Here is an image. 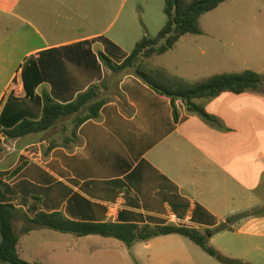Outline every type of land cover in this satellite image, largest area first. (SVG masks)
I'll return each mask as SVG.
<instances>
[{"label": "crops", "instance_id": "0c3cea01", "mask_svg": "<svg viewBox=\"0 0 264 264\" xmlns=\"http://www.w3.org/2000/svg\"><path fill=\"white\" fill-rule=\"evenodd\" d=\"M73 1L0 0V204L30 219L60 213L76 222L187 227L223 255L264 264V88L197 100L217 124L180 101L174 120L169 98L102 64L100 53L116 64L129 54L117 37L106 36L110 26L100 23L98 0ZM89 10L98 14L92 20ZM153 68L191 81L177 64ZM246 70L264 75V67ZM106 77L116 95L97 119L78 127L72 142L62 143V129L55 133L70 120L40 136L6 138L22 120L40 119L43 94L67 104ZM53 140L57 146L48 150ZM23 216L13 228L19 257L31 264H220L175 234L127 248L112 238L49 229L22 234ZM223 224L229 230L207 235ZM222 235L238 245L215 243Z\"/></svg>", "mask_w": 264, "mask_h": 264}, {"label": "trees", "instance_id": "16d2710c", "mask_svg": "<svg viewBox=\"0 0 264 264\" xmlns=\"http://www.w3.org/2000/svg\"><path fill=\"white\" fill-rule=\"evenodd\" d=\"M228 1L230 0H164L165 24L157 36L154 38L144 36L120 64L112 62L101 53L100 60L112 75H132L158 95L169 98L174 120H177L175 103L180 101L187 112L198 115L210 124H217V120L208 115L200 105L196 104V101H209L226 92L241 94L259 91L264 88V75L246 70L241 73L218 74L191 82L171 75L164 69L151 67L149 60L170 51L185 35H201L200 19ZM261 1L264 3V0ZM112 87L110 79L106 77L88 87L67 104L56 103L49 95L43 94L40 119L22 120L4 134L7 139H20L48 132L63 124L64 120H70V129L67 126L63 127L61 134L62 143L72 142L78 127L87 121L97 119L101 108L113 99L109 98ZM66 132H70V137L65 136ZM56 146L57 143L53 140L48 150ZM19 215L23 216L21 210L13 205L0 204V264H31L23 261L18 254L20 238L14 231L13 222ZM239 218L240 215L233 216L228 222L231 223ZM25 220L27 225L22 229V234H27L33 229H49L78 237L92 235L112 238L127 248H131L137 242L175 234L193 242L220 264H248L223 255L209 245L206 236L187 227L76 222L66 219L60 213H38L32 219L25 217ZM225 230L229 228L223 224L213 231H208L207 235Z\"/></svg>", "mask_w": 264, "mask_h": 264}, {"label": "rangeland", "instance_id": "374dc122", "mask_svg": "<svg viewBox=\"0 0 264 264\" xmlns=\"http://www.w3.org/2000/svg\"><path fill=\"white\" fill-rule=\"evenodd\" d=\"M83 2L92 4V0L73 1L74 4ZM98 3L103 9L102 16H98L101 25L105 28L110 26L106 36L117 37L118 45L128 54L144 36H157L165 24L164 0H98ZM88 14L89 19L92 16L91 20L98 15L92 10ZM200 28L202 35L183 37L177 49L154 57L153 65L172 67L177 64V71L191 81L241 72L246 67H264V3L261 0L225 2L200 19ZM246 37L251 39L244 40ZM211 38H215V41ZM221 41L226 45L225 49L219 46ZM230 42L236 43L234 48L230 47ZM242 44L253 47L241 50ZM115 95L113 85L109 98ZM61 129L58 128L55 133ZM15 232L20 238L17 228ZM229 239L222 235L215 243L222 247H229L231 242L238 245L239 242Z\"/></svg>", "mask_w": 264, "mask_h": 264}]
</instances>
